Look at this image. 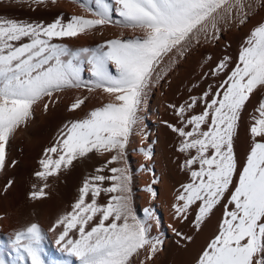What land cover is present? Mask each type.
I'll return each mask as SVG.
<instances>
[{"label": "snow or ice", "instance_id": "1", "mask_svg": "<svg viewBox=\"0 0 264 264\" xmlns=\"http://www.w3.org/2000/svg\"><path fill=\"white\" fill-rule=\"evenodd\" d=\"M33 2L45 4L46 0ZM72 2L93 18L73 15L65 22L60 16L47 25L0 18V171L7 166L6 146L33 117L34 106L42 102L47 111L57 102V94L68 90L107 94L108 102L65 124L53 146L45 149L39 161L41 170L34 174L44 183L34 186L30 198H45L49 178L74 161L90 154L105 157L95 174L85 177L71 210L60 215L49 231L57 233L56 245L76 264H135L142 254L140 264H148L162 240L151 235L147 220L138 218L133 209L132 174L126 156L130 137L141 121L144 100L166 74L167 69L159 71L165 57L174 62L173 56H184L199 45L201 36L204 42L218 40L221 24L245 25L254 5L250 0ZM114 14L119 19L114 20ZM104 27L142 35L124 38L121 33L95 48L79 50L53 42L95 34ZM229 59L225 57L212 74L226 71ZM85 63L93 77L87 82L82 77ZM257 91L261 100L249 129L252 143L238 172L234 138L241 114ZM87 100L89 96L76 97L68 110L80 109ZM199 102H203V110L191 114ZM169 107L180 126H167L182 138L177 151L185 154L181 168L190 175V182L181 186L172 205L175 218L187 220L195 205L193 227L199 231L227 194L218 231L196 264H264V21L250 31L235 67L215 92L210 88L191 102ZM143 155L152 158L150 150ZM106 182L110 185L105 186ZM10 186L11 181L5 191ZM147 191L157 195L151 187ZM102 194L107 196L105 203L99 202ZM146 215L151 213L146 210ZM176 235L192 240L179 231ZM45 239L36 223L17 231L12 246L20 264H46ZM0 264H4L2 259Z\"/></svg>", "mask_w": 264, "mask_h": 264}, {"label": "bare ground", "instance_id": "2", "mask_svg": "<svg viewBox=\"0 0 264 264\" xmlns=\"http://www.w3.org/2000/svg\"><path fill=\"white\" fill-rule=\"evenodd\" d=\"M82 1H83V3H86L87 1L89 2V0H82ZM108 2L111 3V0H108ZM251 2L254 5V7L252 9V14L256 13L259 9H262V11H260L261 13L256 17L254 22H252L255 25V22H258V20H261L262 18H263L262 20H264V0H262V5L257 4L256 0H251ZM51 3H53L52 0H51ZM53 5L54 6L50 9L54 10V11L50 12V10H49V11L45 12V10H44L43 12H38L36 14L31 13V14H29V17H31V19L33 17H35L36 18L35 20H37L38 23L47 25V24L54 22L55 19L60 17V16L57 17V11L56 10H63L64 11L63 12L64 15L63 14L62 15H63L65 22H66L69 17H71L73 15H79V13H81L82 9H83L82 7L79 6L80 4L73 3L72 0H56L55 4L53 3ZM13 14L21 15L23 13L15 12ZM59 15H61V14H59ZM254 17L255 16H253L252 18H254ZM91 18H93V17H91ZM115 19H117V18L114 17V20ZM237 27H239V26H237L236 24H233V28L238 29ZM249 27L250 26L247 25L245 32L246 31L248 32L250 30ZM251 27H252V25H251ZM108 29L109 28H107V29L105 28L104 30L98 29V30H96L95 34H90L87 36L82 35V36H79L76 38H63L60 40H54L53 42L65 44L66 46H68L72 50H79L81 48H95V46H94L95 41L98 40L101 43H103L106 39H113L114 38V37L112 38L110 36V34H108L106 32ZM234 31H236V30H234ZM239 31L241 32V30H239ZM242 31H244V29ZM129 33H130L131 37L140 35L139 32H133L130 30H129ZM238 34H240V33H238ZM248 35L249 34H247V37H248ZM230 37H233V36H230ZM235 38H237V40H238L239 37H237V35H235ZM242 38L244 39V38H246V36L244 37V35H243ZM226 39L229 41L228 36L226 37ZM232 40H233V38H232ZM237 40H236V42H237ZM242 41L243 40L241 39V42ZM233 42H234L233 44L236 43L235 40ZM227 43L228 42H226V44ZM230 43H231V41H230ZM238 43H239V41H238ZM228 45H230V44H227V46ZM242 46L239 45V47H242ZM221 47H223V44H221ZM193 48H195V47H193ZM202 48H203V46H202ZM195 49L191 48V50H195ZM214 49H210V50L214 51ZM223 49H224V47L221 49V51ZM227 49L228 48H226V50ZM217 50L216 51L218 53L216 51L215 52L218 56V54L221 52L220 49H218V46H217ZM226 50H224L225 53H226ZM190 51H187L184 56H180L178 63L184 62L183 60H185L187 58H188V60L193 59L194 57L192 58V56H194V55H193V53H192V55H189L192 52V51L191 52ZM201 51H202L201 48H197L196 51H194V52L199 53ZM203 51H205V50H203ZM229 52H230V50H229ZM238 52H240V50H238ZM205 53H206V51L203 52V54H205ZM209 53H210V51H208V54ZM227 53H228V51H227ZM210 54H209V56H210ZM212 54H214V52ZM199 55H200V53H199ZM201 55H202V53H201ZM201 55L199 57V60H201L200 59L202 57ZM197 56H198V54H197ZM205 56H204V58H205ZM224 56H226V55H224ZM210 57H208V59ZM214 57L216 58V56L213 55V58ZM195 58L197 59V57H195ZM215 58L212 59L213 62H214ZM196 59H194V60H196ZM194 60L193 61L191 60L192 63H188V65H186L185 69L188 68V70H189V67H187V66H189V64H190V66L195 64ZM204 60H203L204 63H206V61H208L207 59H206V61H204ZM219 60H220V58H219ZM203 62H202V65H203L202 70H203V67L205 65ZM211 63H212V61L209 64L210 69H211V67H210ZM218 63H219V61H218ZM174 66H175V64H174ZM212 66H213V64H212ZM161 67H163V66H161ZM181 68H182V66L179 67V69H181ZM231 68H233V67H231ZM174 70H175V68H172V71L169 72L168 74H166V76H164L163 79H161L162 80V87H163L164 91L166 90V88H168L167 86L169 85V81L171 82L170 79H172L174 76V74L172 73ZM182 70H184V67ZM191 70H192V68L190 69V71ZM201 71H200V73H201ZM177 72L179 74V70ZM228 72H229V69H228ZM185 74H186V72H184V76H186ZM190 74H191V72H190ZM201 74H203V73H201ZM197 75L199 76V74H197ZM209 76H210V74H209ZM209 76H205V77H209ZM219 76H222V74ZM82 77L86 82L91 81L93 79V77L91 76L90 70H89V66L86 63L83 65ZM174 77H176V76H174ZM205 79L206 78H204L203 80L205 81ZM221 79L224 80V78H220V81H221ZM161 80H159V81H161ZM188 80H191V78H189ZM198 80H200V78H198ZM178 81H180V79H178ZM178 81L176 82L177 84H178ZM195 81H196V79L192 80V84ZM180 82L183 84V81H180ZM214 82L217 84L216 80H214ZM218 83H219V81H218ZM182 84H180V85H182ZM185 84H188V83H184V86H185ZM214 85H212V87ZM189 86H190V84H189ZM169 87H170V85H169ZM204 89H205V87H204ZM214 89H215V87H214ZM153 91H154V89H153ZM161 92H160V94H161ZM162 94H164V93L162 92ZM167 94H169V91ZM57 95H58L57 102L50 105L49 109L47 111L44 110L42 102L37 104L36 106H34L33 117L30 118V120L28 121L26 126H22L20 129L17 130L15 135L10 139L9 144L6 146L7 166L2 171H0V259H2L4 261V264H20V262L17 260L15 249L12 246V240H13L14 235L17 231L24 229L25 227L29 226L32 223L38 224L39 227L42 229V231L45 234L46 239L43 242V247H44V258L46 260V264H76L75 259L73 257L67 256V254L63 253L60 250L59 246L56 245L55 240L57 238V233L51 232V231H49V229L52 227L53 223L55 222V220L60 215L71 210V205L77 199L78 194H79V188L82 186L85 177H88L90 175L95 174V169L97 167H101L105 163V157L95 155V154H90V157H85V158L74 161L72 166H70L69 168H67L65 170H62L58 176L49 178V180H48L49 187L45 189L47 196L45 198H42V199H35L34 200V199L30 198V194L35 190L34 186L36 188H39L44 183L43 181H40L37 177H35L34 174H35V172L41 170L39 161L43 158L45 149L53 146L56 139L61 134V130L63 129L65 124H68L71 121L76 120V119L84 118L89 111H91L92 109H94L96 107H100L102 105V103L108 102L111 98L109 96H107V94H104L100 91L88 93L86 90H83V89H81V90H68L66 92L59 93ZM257 95H258V93H257ZM78 96H89V100L85 101V104L82 105L80 109H77L75 111H69L68 108H69L70 104ZM156 99H157V97H155L154 100L156 101ZM255 100L256 99H254L253 102ZM145 103H147V102H144V104ZM255 104H256V102H255ZM252 106H253L252 108L254 109L255 106L253 103H252ZM146 107H148V106H146ZM196 109L200 110L199 107ZM196 109H194V110H196ZM249 109H251V108H249ZM150 110H151V106H150ZM201 110H203L202 106H201ZM142 112H145V111L142 110ZM144 114L145 113H143V119H144ZM196 114H199V113L196 112ZM248 114L250 115V113H248ZM248 114H247V116H248ZM245 116H246V114H245ZM251 116H253V114ZM157 117L158 116L156 114H154V116L151 117V124L147 123L145 130H141V127H140L139 130L135 131L134 135L130 138L129 144L126 147L127 166H128V168L132 174V206H133V209L136 212L138 218L147 220L148 224L150 225L151 235L153 237H156V238H159L162 240V245L160 246V250L156 253L154 259L152 261L148 262V264H196V260L198 259L201 252L204 250V248L207 246L209 241L217 233L218 225H219V222L222 218L224 209H223V206H219V207L215 208L213 210L212 215L203 223V225L201 226V229L199 231H197L193 227V222H194L196 211H197L195 205H193L192 208L190 209V214L188 215L187 220L182 221L180 219L175 218L172 205L176 202V196H177L178 192L182 190L181 186L183 184L190 182V175H189V172L187 169H181V168L176 166L177 162L173 157L174 154L172 155V153H171L172 151L169 150L171 148H168L169 142L166 143V138H167L166 134L165 133L162 134L163 136L160 134L161 136L159 135L158 139L156 138V135H154L156 132L158 133L161 131V129L159 131V128H158V126H159L158 120L159 119L157 120ZM245 118H247V117H245ZM249 121H250V117H249ZM249 121L247 123L248 125H249ZM251 121H252V118H251ZM161 122H163V120ZM143 125L145 126V123ZM138 128H139V126H138ZM241 131H242V129H241ZM238 135H240V134L238 133ZM245 135L248 136L247 133ZM164 137H166V138L164 139ZM236 138H238V137H236ZM175 139H177V138L174 137L173 140H175ZM250 139H252V138H250ZM170 140H172V139H170ZM179 140H181V139H179ZM248 141H249V138H248ZM249 142H251V141H249ZM172 143H173V141H172ZM172 143L170 142V144H172ZM174 143H176V142H174ZM177 144H179V143H177ZM240 144L241 143H239L238 145H240ZM170 146H172V145H170ZM249 146H250V144H249ZM234 147H235V145H234ZM240 147H241V145H240ZM149 150L151 151L152 158L146 159L145 156L143 155V152L149 151ZM173 151H175V150L173 149ZM234 151L236 152V150H234ZM239 151H241V150L239 149ZM174 153H176V152H174ZM177 155L179 156V153ZM184 155H183V157L185 158ZM177 157H175V158H177ZM183 157H181V158H183ZM238 157H241V156H238ZM184 158H183V160H184ZM177 161H179V160H177ZM179 163H181V162H179ZM154 165L156 166L155 168L157 170L155 172V176L152 177V175H153L152 173L154 172L152 170V167ZM153 180H156L157 183L154 184ZM9 181H11V186L7 188V191H5V187H6V185H8ZM105 186H108V182H106ZM149 187L153 188L156 191L157 195L155 197H153L152 194L147 191V189ZM106 201H107V196H104L102 194L99 202L105 203ZM224 201H226V200H224ZM221 204H223V203L221 202ZM146 210H148L151 213L150 216L146 215ZM177 231L182 233L184 236H191L192 237L191 242L186 241L184 239H181V237L177 236L176 235ZM143 258L144 257L142 254L139 259L135 260V264H140V260H142Z\"/></svg>", "mask_w": 264, "mask_h": 264}, {"label": "rangeland", "instance_id": "3", "mask_svg": "<svg viewBox=\"0 0 264 264\" xmlns=\"http://www.w3.org/2000/svg\"><path fill=\"white\" fill-rule=\"evenodd\" d=\"M250 2H251V0H250ZM48 3V4H47ZM80 3H83V1L82 0H80ZM86 3H94V0H89V2L87 1ZM51 4V5H50ZM55 4V3H54ZM261 5H262V0H261V3H260ZM54 5H53V3H51V0H46V3L45 4H37V3H35V2H33V0H27V2H25V0H0V18H8V19H14V20H17V21H21V22H24V23H38V21L37 20H35L36 18L35 17H33L32 19H31V17H29V14H36V13H38V12H43L44 10H45V12H47V11H49L50 10V12L51 11H54V10H51L50 8H52ZM80 6V5H79ZM47 7V8H46ZM81 7V6H80ZM84 9V8H83ZM82 9V12L81 13H79V15L80 16H84V17H86V18H91V16H90V14L87 12V11H85V10H83ZM11 10V11H10ZM57 11V17L58 16H63L64 15V11L63 10H56ZM259 11V12H258ZM256 13H253L252 14V16L250 15V17H249V24L248 23H246L245 25H242V26H239V27H237L238 29H236V28H233V24L231 25V26H229V27H226L224 24H221V32L219 33V35H220V38L218 39V40H216V41H212V42H204L203 40H204V37L203 36H201L202 38H201V43L199 44V45H197V46H195V48L197 47V48H201L202 49V51L201 52H199L200 53V55H201V53H202V57L200 58L201 60H199V57H200V55H199V53L197 52V53H195L194 51H196V49L195 48H193L192 47V49H195V50H191V48L188 50V51H190L191 52V54H189V55H192V53H193V55L194 56H192V58L193 59H190V60H188V58L187 59H185V60H183L184 62H180V63H178V61H179V57L180 56H173L172 57V60L174 61V62H170L169 61V58L168 57H166L165 59H164V62H163V64L161 65V66H163V67H161V69L159 70V71H162V70H164V69H167L168 71H166V74H168L169 72H171L172 71V68H175V70L172 72L173 74H174V76H176V77H174L173 76V78L172 79H170L171 80V82L169 81V85H170V87H169V85L167 86L168 88H166V90L164 91V89H163V87H162V80L161 79H163V77L164 76H166V74H164L163 76H162V78L160 79L161 81H159L158 83H156L155 85L156 86H154V87H152V89H150V92L148 93V95H147V97L145 98L146 100H144V102H147V103H143L144 105H142V108H141V113H139V115H140V117H142L141 119V122H140V124L138 125L139 126V128L137 127V129L135 130V131H137V130H139L140 129V127H141V130H145L146 129V124L147 123H149V124H151V117L152 116H154V114H156L158 117H157V120H158V125L161 127H159L158 126V128H159V131H160V129H161V131L160 132H156L154 135H156V138L158 139L159 137V135L161 134H166V136H167V138L166 137H164V139L166 138V143H168L169 142V146H168V148H171V149H169L170 151H172L171 153H172V155H173V157H174V159L176 160V166L177 167H179V168H181L180 166H181V164L182 163H184V160L186 159V156L183 154V153H181V152H178L177 151V149H178V146L180 145V142H181V140H179V139H182L181 137H179L178 136V134L177 133H175V132H173L170 128H168V124H173V125H176V126H180V122H179V118L175 115V112H174V110H173V108H171V107H169V105H176V106H180V105H183V104H185L186 102H191V98L192 97H197V98H199V97H201V96H203V94L206 92V91H209V89L211 88V90L213 91V92H215L216 91V88H218L217 86L222 82V80L223 79H221V81H220V78H226L227 77V75L230 73V71H231V67H235V64H236V62H237V60H238V57H239V52H238V50H240L241 49V47H239V45H243L244 44V42H245V40H246V38H247V34H250V31L253 29L252 27L253 26H256L259 22H261V21H264V20H258V22H255V25H254V23H252V22H254V20L256 19V17L261 13L260 11H262V9H259ZM15 12H18V13H23V14H21V15H15V14H13V13H15ZM28 14V15H27ZM59 14H61V15H59ZM63 14V15H62ZM253 16H255L254 18H252ZM114 17L115 18H117V19H119V17L118 16H116L115 14L113 15V19H114ZM252 20V21H251ZM252 23V24H251ZM247 25L248 26H250L249 28H250V30L247 32H245V30H246V27H247ZM251 25H252V27H251ZM244 26V27H243ZM107 29V28H109L106 32L108 33V34H110V36L113 38H117V37H119L120 36V34L121 33H123V35H124V38H130L131 36H130V33H129V30H125V29H120V28H115V27H104L103 28V30L104 29ZM242 28V29H241ZM248 28V29H249ZM244 29V31H242ZM247 29V30H248ZM229 30V31H228ZM234 30H236V31H234ZM239 30H241V32L239 31ZM131 31V30H130ZM232 31V32H231ZM235 32V33H234ZM114 33V34H113ZM231 33V34H230ZM233 33V34H232ZM238 33H240V34H238ZM244 33V34H243ZM247 33V34H246ZM140 35H141V33H139ZM227 34V35H226ZM230 34V35H229ZM244 35V37L246 36V38H242L243 37V35ZM235 35H237V37H239L238 38V40H237V38H235ZM130 36V37H129ZM222 36V37H221ZM228 36V38H229V41L226 39V37ZM230 36H233V37H230ZM231 38V39H230ZM232 38H233V40H232ZM241 39L243 40L242 42H241ZM97 40V39H96ZM221 40V41H220ZM235 40V42H236V40H237V42L235 43V44H233L234 41ZM230 41H231V43H230ZM238 41H239V43H238ZM222 42V43H221ZM226 42H228L227 44H230V45H228L227 46V44H226ZM225 43V44H224ZM100 44H102L100 41H95V43H94V46L95 47H97L98 45H100ZM217 44V45H216ZM221 44H223V47H224V49L221 51V49L223 48V47H221ZM237 44V45H236ZM207 45V46H206ZM202 46H203V48H202ZM212 46V47H211ZM214 46V47H213ZM217 46H218V49H220V53L218 54V56H217V54H216V52L218 51L217 50ZM234 46V47H233ZM207 47V48H206ZM209 47V48H208ZM221 47V48H220ZM238 47V48H237ZM215 48V49H214ZM226 48H228L227 50H226ZM210 49H214V51L213 50H210ZM232 49V50H231ZM203 50H205L206 51V53L205 54H203V52H205V51H203ZM217 50V51H216ZM224 50H226V53L224 52ZM229 50H230V52H229ZM208 51H210V56L212 57H210L209 56V54H208ZM214 52V54H212L213 52ZM216 51V52H215ZM227 51H228V53H227ZM195 53V54H194ZM218 53V52H217ZM197 54H198V56H197ZM171 55V54H170ZM206 55V56H205ZM213 55L214 56H216V58H215V60H214V62H213V60L212 59H214L213 58ZM220 55V56H219ZM224 55H226V56H224ZM238 55V56H237ZM204 56H205V58H204ZM195 57H197V59L199 60H197ZM208 57H210L209 59H208ZM224 57H229L230 59L228 60V68H227V70L226 71H224V72H221L219 75H221L222 74V76H219V75H216V76H214L213 74H211V73H213V69H215L216 67H217V65L222 61V60H224ZM219 58H220V60H219ZM194 59H196V60H194ZM204 61H206V59L208 60V61H206V63H204L203 62V60ZM194 60V62H195V64H193V65H191L190 66V64H189V66H187V67H189V70H188V68H186L185 69V67H186V65H188V63H192V61ZM234 60V61H233ZM167 61V62H166ZM212 61V63H211V65H210V67H211V69L209 68V64H210V62ZM218 61H219V63H218ZM193 62V63H194ZM202 62L205 64L204 65V67H203V70H202ZM216 62V63H215ZM182 63V64H181ZM200 65H199V64ZM167 64V65H166ZM170 64V65H169ZM174 64H175V66H174ZM177 64V65H176ZM212 64H213V66H212ZM232 64V65H231ZM197 65V66H196ZM180 66H182V68L181 69H179V67ZM183 67H184V70H182L183 69ZM194 67V68H193ZM192 68V70L190 71V69ZM198 68V69H197ZM208 68V69H207ZM228 69H229V72H228ZM111 70L113 71V72H115V69H114V67H112L111 68ZM179 70V74H178V72L177 71ZM202 70V71H201ZM183 71V72H182ZM200 71H201V73H203V74H201L200 73ZM208 73H207V72ZM210 71V72H209ZM184 72H186V76H184ZM190 72H191V74H190ZM177 73V74H176ZM182 74V75H181ZM197 74H199V76L197 75ZM208 74V75H207ZM209 74H210V76H209ZM178 75V76H177ZM181 75V76H180ZM191 76V77H190ZM205 76H209V77H205ZM226 76V77H225ZM179 77V78H178ZM191 78V80H188L189 78ZM211 77V78H210ZM180 79V81H183V84L180 82V81H178V79ZM188 78V79H187ZM198 78H200V80L202 81H200V80H198ZM204 78H206L205 79V81L203 80ZM208 78V79H207ZM213 78V79H212ZM219 78V79H218ZM177 79V80H176ZM187 79V80H186ZM194 79H196V81L195 82H193V84H192V80H194ZM218 79V80H217ZM173 80V81H172ZM186 80V81H185ZM198 80V81H197ZM214 80H216L217 81V84L214 82ZM178 81V84L176 83ZM202 83H200V82ZM218 81H219V83H218ZM176 84H175V83ZM204 82V83H203ZM214 82V83H213ZM184 83H188V84H185V86H184ZM206 83V84H205ZM175 84V85H174ZM180 84H182V85H180ZM189 84H190V86H189ZM192 84V85H191ZM215 84V85H214ZM212 85H214L213 87H212ZM159 86V87H158ZM180 86V87H179ZM183 86V87H182ZM189 86V87H188ZM173 87V88H172ZM204 87H205V89H204ZM214 87H215V89H214ZM159 88V89H158ZM183 88V89H182ZM153 89H154V91H153ZM181 89V90H180ZM180 90V91H179ZM201 90V91H200ZM204 90V91H203ZM164 93V94H162V92ZM167 91V92H166ZM168 91H169V94H167L168 93ZM198 91V92H197ZM160 92H161V94H160ZM194 93V94H193ZM257 93H258V95H257ZM196 95V96H195ZM200 95V96H199ZM261 93L259 92V91H257V92H255V93H253V95L251 96V99L249 100V102H247V104H246V106H245V109L243 110V113L241 114V119H240V123H239V128H238V130H237V135L235 136V138H234V145H235V147H234V150H236V152H235V155L237 156L236 158H238L237 160H238V164H239V168H238V172H239V169L240 168H242L243 167V165H244V163L246 162V156L248 155V153H249V151H250V147H251V143H252V139H250L251 138V136L249 135L250 133H249V129H250V126H251V124L253 123L252 121H251V118L256 114V115H258L256 112H254L255 111V109H256V107L258 106V103H259V101L261 100ZM155 97H157V99H156V101L154 100L155 99ZM254 97V98H253ZM258 97V98H257ZM151 98V99H150ZM254 99H256L254 102H253V100ZM149 100V101H148ZM255 102H256V104H255ZM203 103V102H202ZM201 102H199L198 103V107H199V109L201 110V106H202V108H203V104H202ZM252 103L254 104V109L252 108L253 106H252ZM202 104V105H201ZM201 105V106H200ZM145 108H144V107ZM146 106H148V107H146ZM150 106H151V110H150ZM195 107L194 109H196V108H198V107ZM249 108H251V109H249ZM148 109V110H147ZM192 110L191 111V114H196V112H198V113H200L201 111L200 110ZM250 111H248V110ZM142 110L143 111H145V112H142ZM147 110V111H146ZM193 112V113H192ZM143 113H145L144 114V119H143ZM248 113H250V115L248 114ZM245 114H246V116H245ZM247 114H248V116L250 117V121H249V117L247 116ZM253 114V116H251ZM163 119H162V118ZM245 117H247V118H245ZM161 118V119H160ZM144 120V121H143ZM163 120V122H161ZM246 120V121H245ZM249 121V125L247 124L248 123V121ZM145 123V126L143 125L144 123ZM242 122V123H241ZM143 123V124H142ZM160 123V124H159ZM244 128V129H243ZM248 128V129H247ZM241 129H242V131H241ZM246 129V130H245ZM163 130V131H162ZM240 130V131H239ZM135 131H134V133H135ZM247 131V132H246ZM163 132V133H162ZM238 133L241 135H238ZM247 133V135L249 136H246L245 134ZM134 135V134H133ZM160 135V136H161ZM170 135V136H169ZM163 136V135H162ZM243 136V137H242ZM246 136V137H245ZM170 137V138H169ZM177 138V139H175V140H173V138ZM236 137H238V138H236ZM241 137V138H240ZM131 138V137H130ZM245 140H244V139ZM248 138H249V141H251V142H249L248 141ZM170 139H172V140H170ZM243 139V140H242ZM259 139V138H258ZM177 140V141H176ZM172 141H173V143H172ZM180 141V142H179ZM248 141V142H247ZM170 142L172 143V144H170ZM174 142H176V143H174ZM177 143H179V144H177ZM236 143V144H235ZM239 143H241L240 145H241V147H240V145H238ZM248 143V144H247ZM244 146H243V145ZM249 144H250V146H249ZM170 145H172V146H170ZM177 147H176V146ZM248 145V146H247ZM173 147V148H172ZM245 147V148H244ZM247 147V148H246ZM176 148V149H175ZM173 149L175 150V151H173ZM239 149L242 151H239ZM244 149V150H243ZM247 149V150H246ZM249 149V150H248ZM239 152H238V151ZM174 152H176L177 154L179 153V156L176 154V153H174ZM247 152V153H246ZM237 153V154H236ZM239 154V155H238ZM182 155V156H181ZM183 155L185 156V158L183 157ZM178 156V157H177ZM238 156H241V157H238ZM175 157H177V158H175ZM181 157H183L184 158V160H183V158H181ZM241 158V159H240ZM181 159V160H180ZM174 160V161H175ZM177 160H179V161H177ZM179 162H181V163H179ZM179 163V164H178ZM242 164V165H241ZM156 166L154 165L153 167H152V170L154 171H152L153 173V175H152V177H154L155 176V172H156V168H155ZM182 169V168H181ZM131 172V171H130ZM236 179H238V175H237V177H236ZM110 185V182H108V186ZM226 196H227V194H226ZM225 200L226 201H222V203L224 204V203H226L227 202V197H225ZM223 204H220V205H218L217 207H219V206H223ZM216 207V208H217Z\"/></svg>", "mask_w": 264, "mask_h": 264}]
</instances>
